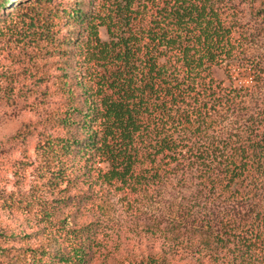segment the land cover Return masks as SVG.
<instances>
[{
    "label": "trees",
    "instance_id": "1",
    "mask_svg": "<svg viewBox=\"0 0 264 264\" xmlns=\"http://www.w3.org/2000/svg\"><path fill=\"white\" fill-rule=\"evenodd\" d=\"M18 1L0 0V7L14 4L18 11L26 6ZM40 2L47 0L31 1L34 30L50 33L63 15L80 28L74 32V79L60 80L66 102L53 122L85 135L82 143L48 137L37 145L53 167L48 184L74 186L96 159L108 164L100 172L105 183L132 193L187 178L212 214L227 220L223 233L191 239L184 253L174 238L141 264L264 260V209H249L264 195V111L241 135H209L229 99L213 69L244 61L241 7L264 21V0H107L99 15L84 11L82 2L52 13ZM67 222L57 225L56 249L36 263L88 264L90 232Z\"/></svg>",
    "mask_w": 264,
    "mask_h": 264
},
{
    "label": "rangeland",
    "instance_id": "2",
    "mask_svg": "<svg viewBox=\"0 0 264 264\" xmlns=\"http://www.w3.org/2000/svg\"><path fill=\"white\" fill-rule=\"evenodd\" d=\"M31 1L19 0L26 6L18 11L14 4L0 7V264H38L45 251L56 249L61 235L57 225L64 221L69 228L90 232L88 264H141V259L174 244V238L184 253L191 239L223 233L226 219L212 214L207 199L195 196L194 182L187 178L166 179L132 193L105 183L100 172H107L108 164L96 159L74 186L48 184L53 167L37 145L48 137L85 140L77 127L67 132L53 122L66 102L60 80L74 79V32L80 28L63 15L50 33L34 30L29 26ZM80 2L84 11L99 15L107 0L40 4L52 13L69 11ZM241 11L245 58L213 69L229 99L222 117L211 125V137L241 135L264 111V21L247 6ZM99 34L109 40L105 27H99ZM69 36L73 44L66 42ZM249 209L263 210L264 195Z\"/></svg>",
    "mask_w": 264,
    "mask_h": 264
}]
</instances>
